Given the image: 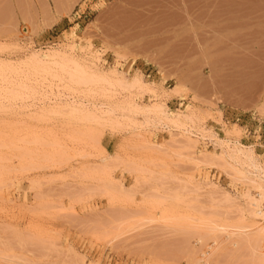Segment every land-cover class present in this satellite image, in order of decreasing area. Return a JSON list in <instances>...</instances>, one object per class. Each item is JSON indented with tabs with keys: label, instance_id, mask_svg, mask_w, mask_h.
<instances>
[{
	"label": "rangeland",
	"instance_id": "1",
	"mask_svg": "<svg viewBox=\"0 0 264 264\" xmlns=\"http://www.w3.org/2000/svg\"><path fill=\"white\" fill-rule=\"evenodd\" d=\"M67 18L0 28V264H264V112Z\"/></svg>",
	"mask_w": 264,
	"mask_h": 264
},
{
	"label": "crops",
	"instance_id": "2",
	"mask_svg": "<svg viewBox=\"0 0 264 264\" xmlns=\"http://www.w3.org/2000/svg\"><path fill=\"white\" fill-rule=\"evenodd\" d=\"M80 1L0 0V28L52 27ZM90 25L110 51L264 112V0H113Z\"/></svg>",
	"mask_w": 264,
	"mask_h": 264
},
{
	"label": "built area",
	"instance_id": "3",
	"mask_svg": "<svg viewBox=\"0 0 264 264\" xmlns=\"http://www.w3.org/2000/svg\"><path fill=\"white\" fill-rule=\"evenodd\" d=\"M112 1L113 0H81L67 20L69 23L88 27L94 21L99 11Z\"/></svg>",
	"mask_w": 264,
	"mask_h": 264
}]
</instances>
